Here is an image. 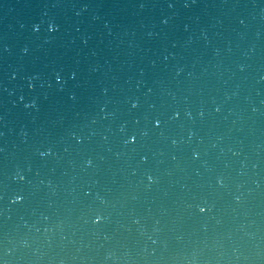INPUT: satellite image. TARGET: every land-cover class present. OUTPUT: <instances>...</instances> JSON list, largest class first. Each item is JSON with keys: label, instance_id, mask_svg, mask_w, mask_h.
I'll use <instances>...</instances> for the list:
<instances>
[{"label": "water", "instance_id": "water-1", "mask_svg": "<svg viewBox=\"0 0 264 264\" xmlns=\"http://www.w3.org/2000/svg\"><path fill=\"white\" fill-rule=\"evenodd\" d=\"M0 264H264V0H0Z\"/></svg>", "mask_w": 264, "mask_h": 264}]
</instances>
